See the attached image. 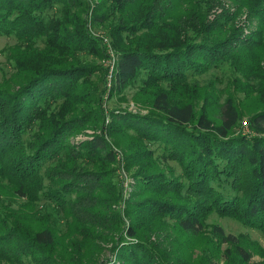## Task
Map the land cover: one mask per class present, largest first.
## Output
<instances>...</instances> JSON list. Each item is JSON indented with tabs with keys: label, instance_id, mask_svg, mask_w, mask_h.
<instances>
[{
	"label": "trees",
	"instance_id": "1",
	"mask_svg": "<svg viewBox=\"0 0 264 264\" xmlns=\"http://www.w3.org/2000/svg\"><path fill=\"white\" fill-rule=\"evenodd\" d=\"M73 1L0 0V35L19 40L11 57L22 77L14 89L0 85V263L96 264L109 243L105 264H251L252 244L264 264L256 242L206 222L216 213L264 232V0H234L257 20L247 34L236 12L208 18L217 0H97L92 15L107 21L117 57L113 89L142 74L140 91L151 96L150 110H111L107 125L84 107L96 68L77 57L108 56L107 46L100 50ZM57 2L60 18L46 16ZM223 63L238 74L236 91L260 100L248 116L257 134L234 132L244 97L228 92L219 102L213 81L190 80ZM86 125L101 133L70 142ZM113 145L135 179L122 208ZM41 199L50 212L34 209ZM184 235L202 242L199 262Z\"/></svg>",
	"mask_w": 264,
	"mask_h": 264
},
{
	"label": "rangeland",
	"instance_id": "2",
	"mask_svg": "<svg viewBox=\"0 0 264 264\" xmlns=\"http://www.w3.org/2000/svg\"><path fill=\"white\" fill-rule=\"evenodd\" d=\"M97 0H74L72 3L75 4V7H73V10H77L83 17H87L88 21V28L91 34L98 39H101V45L100 50H105L103 47V43L107 44L109 43L111 46V36L109 34V31L104 28L103 25L107 24L106 22L99 23L98 20H95L94 16L92 15V11L90 9L93 8V5L96 4ZM186 5V3H185ZM184 5V6H185ZM62 8L63 4L61 2L54 3V5L45 11L46 16L50 17H58L62 15ZM84 8V9H83ZM88 8V9H87ZM237 4L234 2V0H217V3L210 9V12L208 13V18L212 19L216 14L221 13L224 9L229 12H236V22L238 25H242V28L244 29L245 33L254 30L257 26V20L255 17L249 15L246 13V9L242 8L239 10L237 9ZM101 10L104 12L106 11V7L102 6ZM108 24L110 21L116 22L114 15L112 17H109ZM99 23V24H98ZM71 26V25H69ZM19 43V40L16 39V37L12 35H0V85L2 86H9L10 89H14L17 87V85L20 83L22 77L19 79L14 75L15 67H14V61L11 57L12 54V48ZM37 45L41 48L43 46V43L39 41ZM108 48V47H106ZM113 51V49H112ZM94 53H91L89 50L83 51V52H77V57L81 59L83 62H87L88 64L95 66L96 69L92 71V73L89 75V79L91 81V85L96 88L94 92V98L91 99L90 104L88 106H84L85 108H89L92 111H98L99 113H103V117H98V123H101L103 120L104 124H108L111 121V115L110 111L115 110H131L133 112L141 111L146 112L147 110H150V106L148 103L149 95L145 93L143 90L140 91V86L142 84V74H140L135 80L132 81V83L128 84L125 88H123L121 91H116L113 89L114 81L113 76L110 78V71L108 66V59L111 58V56L108 53V49H106L107 55L103 54L100 56L99 51ZM114 53V63L117 61V57L115 52ZM110 56V57H109ZM116 57V58H115ZM238 74L233 70V68L227 64L223 63L219 67L211 68L209 71L202 73L200 75H196L190 78V80L195 81L199 83L200 85L208 84V81L211 80L214 82L215 87L217 89L218 94L220 95V101L222 102L228 92L234 93L237 97H244V93L236 91L235 86L231 84V80L237 76ZM139 96H136L138 95ZM97 96H101V104H97ZM134 96L136 97V100L134 99ZM236 99V98H235ZM59 101V100H58ZM236 101H238L236 99ZM258 97H247L242 98L239 107L242 112V117L240 119L239 125L234 128V132H240L243 134H250L254 135L257 134L254 129H251L248 122V116L249 113L252 111L253 107L257 106L259 102ZM259 105L262 106V104L259 103ZM81 107V106H79ZM76 113H80V111H76ZM93 118V117H92ZM95 118V117H94ZM101 133V130L99 128H92V127H84V129L78 131L73 136H70V142L74 144H79L81 141L87 140L92 138L93 135ZM106 139L110 142L115 140L114 138L106 135ZM114 142V141H113ZM113 149L115 152L118 153V156L116 154V161L113 165V181L117 183V186L120 187V190L122 191V200L118 202L119 205L115 204L116 208H121L124 205V201L131 198L133 191L135 189V179L131 175V172L126 168V160H125V153L124 149L119 145H113ZM158 150V149H156ZM159 151H156L155 155L159 157L158 155ZM160 164L162 167H166V165H169L172 167L176 174H179L180 168L179 166L171 160H164L160 161ZM166 169V168H165ZM50 204L45 199H41L36 205L34 209L40 210L42 213L50 212ZM60 219L64 220L65 217L63 213L61 212L59 215ZM126 218V217H125ZM128 221V220H126ZM63 222V221H62ZM207 224H218L221 226L223 231L226 234H233L236 236H239L241 238L246 237L249 241H254L258 244V246L262 247L264 249V232L253 228L247 225H244L243 223L237 221L234 218L227 217V216H219L216 213L210 214L206 219ZM63 229V228H62ZM64 230V229H63ZM173 238H177L179 240H183V237H180L179 235L172 233ZM184 239L186 240V244L183 245V248L186 250V252L190 253L192 258L196 259L197 262L200 261V247L202 246V242L199 241V239H196L194 242L193 239L188 238L186 235H184ZM66 241V239H65ZM109 243L103 244L104 249L102 250L101 254H95V263L102 264V262L110 258V254L108 251ZM225 245H223L224 248ZM251 250V264L253 263H261L262 258L260 255L255 251L256 250V244L250 245ZM70 249V247H69ZM198 255V257H195V255ZM58 255V254H57ZM26 264H32L29 261H25ZM223 262H216L214 264H222ZM3 264V263H0ZM54 264V263H53ZM105 264V261L103 262Z\"/></svg>",
	"mask_w": 264,
	"mask_h": 264
},
{
	"label": "built area",
	"instance_id": "3",
	"mask_svg": "<svg viewBox=\"0 0 264 264\" xmlns=\"http://www.w3.org/2000/svg\"><path fill=\"white\" fill-rule=\"evenodd\" d=\"M107 49H108V52L111 56V58H109L107 61H108V66H109V71H110V78H112V71H113V66H114V54H113V51L109 45V43L107 44ZM117 156H118V153H117Z\"/></svg>",
	"mask_w": 264,
	"mask_h": 264
}]
</instances>
